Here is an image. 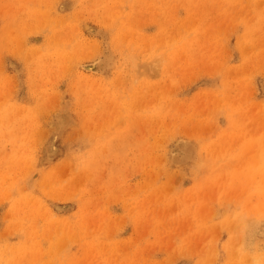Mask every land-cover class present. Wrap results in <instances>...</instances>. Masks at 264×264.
I'll use <instances>...</instances> for the list:
<instances>
[{"label": "rangeland", "instance_id": "374dc122", "mask_svg": "<svg viewBox=\"0 0 264 264\" xmlns=\"http://www.w3.org/2000/svg\"><path fill=\"white\" fill-rule=\"evenodd\" d=\"M0 264H264V0H0Z\"/></svg>", "mask_w": 264, "mask_h": 264}, {"label": "bare ground", "instance_id": "6f19581e", "mask_svg": "<svg viewBox=\"0 0 264 264\" xmlns=\"http://www.w3.org/2000/svg\"><path fill=\"white\" fill-rule=\"evenodd\" d=\"M104 63V62H103ZM103 63L101 61H96L95 63L93 62L92 64H84L82 65V68L84 71L86 72H91V73H98L102 68H103ZM13 66V65H12ZM140 66V65H139ZM151 67V66H150ZM102 71V70H101ZM103 76V75H102ZM136 78V76H135ZM92 79V78H91ZM135 86V85H134ZM71 92V91H70ZM139 99V98H138ZM86 103V102H85ZM69 105V104H68ZM85 105V104H84ZM88 107V106H87ZM86 109V108H85ZM58 110V109H57ZM63 110V109H62ZM65 110V109H64ZM123 117V116H122ZM64 120V118H63ZM68 120V119H67ZM58 121H62V120H58ZM66 121V120H65ZM64 121V122H65ZM119 121V120H118ZM120 123V121H119ZM58 124V123H57ZM66 124V123H65ZM67 126V125H66ZM63 129V128H62ZM57 130V129H56ZM47 134V133H46ZM56 134V133H55ZM63 135V134H62ZM46 139V138H45ZM55 140V139H54ZM181 142V141H179ZM178 142V143H179ZM192 142V141H191ZM176 143V142H175ZM177 145V144H176ZM47 147V146H46ZM61 147V146H60ZM51 153H56V147L53 145L52 148H50ZM186 151V145L183 144V142H181L180 144L177 145V147H175V149L173 150L174 155L177 157H181L185 154ZM50 154V153H48ZM65 154V153H64ZM62 157V156H61ZM179 164V163H178Z\"/></svg>", "mask_w": 264, "mask_h": 264}]
</instances>
